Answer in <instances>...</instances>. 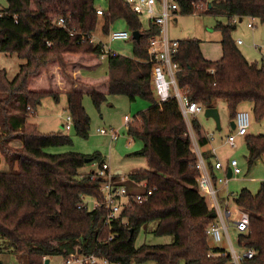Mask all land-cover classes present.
<instances>
[{"label":"trees","instance_id":"1","mask_svg":"<svg viewBox=\"0 0 264 264\" xmlns=\"http://www.w3.org/2000/svg\"><path fill=\"white\" fill-rule=\"evenodd\" d=\"M95 2L8 0L2 10L0 54L16 55L24 64L11 80L0 69V163L3 157L6 164L5 170L0 169V251L11 249L27 264H45L51 257L76 253L94 254L111 264H228L229 257L220 255L223 248L208 244L206 231L216 222V212L199 192L197 157L177 101L170 98L160 103L152 89L147 47L159 35L158 26L144 27L125 0H107L108 11L102 10L101 16L103 32L109 34L110 25L123 19L131 34L139 31L142 36L139 42L133 41V58L114 52L104 56L99 43H76L96 28L99 9ZM175 2L180 14L204 13L229 21L218 25L223 38L222 56L216 61L202 56L198 41L179 42L174 56L178 89L204 108L224 100L232 120L244 102L252 103L255 119H264V65L249 63L230 35L235 29L230 21L235 17L264 21V0ZM199 4H206V10L198 12ZM58 18L77 33L70 36L57 27ZM103 65L106 71L95 76ZM62 95L72 128L80 136H86L89 127L82 107L84 95L95 107L111 95L151 103L133 117L126 132L141 142L138 154L147 163V169L129 178L145 181L153 194L145 203L128 207L120 222L108 228L102 208L92 212L79 208L84 198L102 200L97 181L80 171L86 164L102 162L98 155L56 153L53 148L71 145L70 137L41 133L26 120L41 99L51 97L58 102ZM191 126L197 144L204 145L198 121L192 119ZM12 141L17 144L11 145ZM245 141L248 165L264 158V135L247 136ZM234 203L249 215L248 230L239 234L238 247L255 251L252 260L241 264H264V183L256 194L242 189ZM150 224H154L152 234L171 236L172 242L136 247L138 232ZM111 234L118 236L108 240Z\"/></svg>","mask_w":264,"mask_h":264},{"label":"rangeland","instance_id":"2","mask_svg":"<svg viewBox=\"0 0 264 264\" xmlns=\"http://www.w3.org/2000/svg\"><path fill=\"white\" fill-rule=\"evenodd\" d=\"M213 1V0H208ZM95 6L97 9L108 11L107 0H96ZM8 7V0H0V10ZM204 10V9H203ZM202 10H198L200 12ZM142 25L146 27L150 24L146 16L139 17ZM176 20L170 19L168 22V37L171 40L179 42L183 41H198L200 44L201 52L208 60H218L222 56L221 41L223 38L222 32L218 27L219 24L226 25L229 21L224 16L210 15L204 13H192V14H180L177 12ZM249 18H243L242 22H238L235 29L231 32V38L234 42L242 40L243 45L237 46L240 53L251 64L255 63L260 66L259 60L261 56H264V50L260 53L258 50H254L252 47L253 42L257 43L264 48V21L259 19L253 22L255 29L251 30L247 27ZM232 23V21H230ZM103 18L99 16L96 28L94 30V36L107 46L116 55H120L126 58H133L134 42L131 38L124 40H113L109 42V36L102 30ZM111 31H127L131 34V30L127 23L123 19H117L110 25ZM262 54V55H261ZM21 64L24 61L18 58L16 55L0 54V69L5 70L7 78L11 80L18 72ZM106 71V66L103 65L94 75H100ZM66 100L62 95L58 102L51 97H45L41 99L40 103L35 109L34 113L26 118V120L34 124L39 132L44 134H62L69 136L72 143L68 146L56 147L52 151L56 153H62L67 151L77 152L81 154L98 155L100 161L106 160L113 172L117 170L122 171L127 176L126 184H130V174L139 170L147 169V163L145 157L138 154L142 148V144L138 140H133L127 135L126 127L124 124V116L129 118L135 117L139 112L144 111L151 107V103L144 99H136L134 101L128 100L127 97L122 95H111L101 103L98 107H95L91 98L88 95H84L82 98V107L84 108L88 118L89 127L86 136L76 135L73 128L71 130L64 129L65 117L67 116L65 108ZM246 106V112L250 116L249 132L247 136L264 135V119L257 120L254 117L253 105L250 102H244ZM226 102L220 100L219 111L222 117V123L226 119ZM219 114V115H220ZM192 120V119H191ZM100 128H112L117 130L119 138L116 141H110L107 137L99 135L96 131ZM231 131V130H230ZM217 132V131H216ZM195 136V135H194ZM246 136V137H247ZM246 137L237 139V147L235 149L225 148L229 150V160L234 159L237 162V166L233 167L235 171L228 183L229 193L228 203L224 205L226 193L223 191L218 193V200L220 206L228 207L232 214L230 222L228 223V234L230 236L233 247L238 251L241 250L237 244V238L240 232L234 227V222L237 218H240L238 209L234 203V198L238 195L242 189L249 190L252 194H256L260 189L261 183H264V158L258 159L253 165H248L246 160L247 148L243 144ZM192 150L194 153L196 150L195 142L191 136ZM17 142H11V145H16ZM1 157L0 169L5 170L6 164ZM94 167L91 164H86L80 170L82 174H86L88 171L93 170ZM87 207L92 206V199L86 198ZM90 203V204H89ZM154 224H150L148 228H142L135 241V246L139 247L143 244L157 245L168 244L172 242L171 236L158 237L151 233V229ZM210 246L212 242L208 239ZM225 248L228 247L226 240H223L218 244ZM222 247V248H223ZM60 257L49 258V264H59L61 262ZM0 264H27L23 256H18L13 253L11 249L6 251H0ZM97 264H103L98 262ZM141 264H152V262H146ZM183 264V263H180Z\"/></svg>","mask_w":264,"mask_h":264},{"label":"built area","instance_id":"3","mask_svg":"<svg viewBox=\"0 0 264 264\" xmlns=\"http://www.w3.org/2000/svg\"><path fill=\"white\" fill-rule=\"evenodd\" d=\"M131 7L132 11L136 15L146 16L151 24L158 26L159 35L151 38L148 43L147 53L149 55V62L151 63V82L154 95L158 102L163 103L170 98H174L177 101L179 111L183 117L189 131V136L193 138L196 148L197 162L195 164L200 175L197 178V185L199 192L205 196L208 200L210 208H213L216 212V222L212 224L206 231L208 239L212 242L211 245L219 246L223 240L228 243L227 248H223L221 256H228V264H241L243 260H252L255 257V251L253 249L243 250L238 252L232 245L230 236L228 234V223L231 218V210L227 207L222 208L217 196V190L215 183H226V179L215 178L213 180L209 171L205 166V162L200 155L199 147L196 143L194 136L192 135L191 119L198 113L204 111V107L190 102L187 96L182 93L176 83L175 75L179 71L178 65L174 62V56L178 52L179 41L171 40L168 37V21L169 19L179 12V6L175 0H125ZM206 4L197 5V10H206ZM3 12L0 10V17ZM98 16H102V10H97ZM249 22L247 27L253 30L256 21L255 17H248ZM241 20L238 17L233 18L232 22L235 23ZM56 26L66 30L70 36H74L77 32L71 29L67 21L63 18L56 20ZM109 42L113 40H124L131 38V34L127 31H111L109 34ZM88 41L89 43L100 44L103 48L104 56L111 53L112 51L107 48L105 44L99 41L94 33L89 35H81L77 39V44H83ZM241 41L238 40L237 44ZM50 46V43H46ZM256 50L261 47L258 44H253ZM260 65H264V57L261 58ZM125 127L127 128L132 122L133 118L124 116L123 118ZM234 128L233 131L227 135L226 143L232 148H235V142L237 138L245 137L250 127V116L246 111H237L234 117ZM72 119L69 115L65 117L64 129L71 130ZM99 135L107 137L110 141H116L119 138L117 130L112 128H100L96 131ZM209 140L212 139V135H208ZM214 152V150H212ZM231 166L236 165L235 160L230 161ZM91 166L94 169L88 172V176L91 181H97L99 192L102 195V200H92V206L87 207L86 198H84L83 204L79 205V208L85 209L87 212H92L97 208H102L105 212L104 225L108 228L113 223H118L121 220L122 213L130 207L132 204L141 205L145 203L153 194V189L147 188L145 181L137 182L130 180V184L127 185V176L122 171L113 172L110 164L103 160L102 162H93ZM214 169L216 171H222L225 173L224 166L216 161L214 163ZM224 176V175H223ZM90 204V203H89ZM238 209L240 218H237L234 222V227L240 233H246L249 227V215L245 211ZM118 234H111L108 240H113ZM222 248V247H221ZM102 262L103 264H111L106 259L98 258L94 254H83L76 253L68 257L61 259L59 264H97Z\"/></svg>","mask_w":264,"mask_h":264},{"label":"crops","instance_id":"4","mask_svg":"<svg viewBox=\"0 0 264 264\" xmlns=\"http://www.w3.org/2000/svg\"><path fill=\"white\" fill-rule=\"evenodd\" d=\"M175 17H176V14L174 16H172L171 18L174 19V20H176ZM242 20L243 19L238 20L237 22H235L233 24H235V26H236V24L238 22H242ZM254 29H255V27L253 28V30ZM167 33H168V29H167ZM237 41L235 42L236 45H238V46L243 45V41L242 40H240L241 41L240 44H237ZM254 43L255 42H253V44ZM253 44H252V47H253ZM255 44H257V43H255ZM253 49L256 50L254 47H253ZM263 50H264V48L263 47H260L258 51L260 53H262ZM202 56L205 58V56L203 55V53H202ZM263 57L264 56L262 55L261 58H263ZM261 58H260V60H261ZM206 60H208V59H206ZM260 60H259V62H260ZM209 61H214V60H209ZM219 104H220V100H217V101L214 102L213 107L216 108L218 110L219 114H220ZM65 108H66V104H65ZM245 109H247L246 106L240 104V106L238 107L237 111H245ZM204 110H205V108H204ZM226 112H227V116H226V119L224 120V124L222 123L223 121H222V117H221V114H220V129L219 130L217 129V127L215 125V122L212 119L206 118L204 116V111L201 112V113L196 114L195 116L192 117V119H196L198 121V123L200 124V126H201V135L205 139V144L204 145H202V146H200L198 144L197 145H198V147L200 149L199 152H200V155H201V157L203 158V160L205 162V166H206L207 170L209 171V173L212 176V178L214 177V178L226 179V183H224V184L223 183L214 182L215 183L214 186H215V188L217 190V193L220 194V192L223 189V191L226 193V195H227V191H228V195H230V194H233V193L232 192L229 193L230 191L228 190L227 187H228V183H229L230 178L233 176V173L235 172L233 170V167H236L237 166V162H236V165L235 166H231L230 165V161L231 160H234V159H230L229 160V155H227V153L229 152V150H225V148L228 147L230 149H235L237 147V139L238 138L236 139V142H235V146H236L235 148H232L230 145H228L226 143V137H227V135L230 134L233 131V128L231 127V122L232 121L234 122V119L232 120V119L229 118L227 108H226ZM250 127H251V125H250ZM191 130H192V128H191ZM248 132L249 131H247V135H248ZM188 133H189V131H188ZM192 135L194 136L193 131H192ZM208 135H212V139L211 140H209ZM194 138L196 140V137L195 136H194ZM240 138H244V137H240ZM196 143H197V140H196ZM243 144L246 145V141H244ZM212 150H214V152ZM88 155H90V154H88ZM216 161H219L224 166V168H225V173L224 174H223L222 171H216L214 169V163ZM229 169H230V171H228ZM90 171H92V170H90ZM90 171H88V172H90ZM117 171H120V170H117ZM228 195L225 197L226 200L224 202V205H226V203H228ZM206 201H207V203L209 205L208 200H206ZM209 207H210V205H209ZM224 207H226V206H224ZM219 247L221 248L223 246H219ZM223 248H225V247H223ZM48 264H49V262H48Z\"/></svg>","mask_w":264,"mask_h":264},{"label":"water","instance_id":"5","mask_svg":"<svg viewBox=\"0 0 264 264\" xmlns=\"http://www.w3.org/2000/svg\"><path fill=\"white\" fill-rule=\"evenodd\" d=\"M131 36H132V40L133 41L139 42L142 34L139 31H133ZM204 116L206 118L212 119L215 122V125H216L217 129L218 130L220 129V115H219V112H218V110L216 108H214V107L205 108ZM234 125L235 124L232 121L231 122V127L234 128ZM85 162L88 163L89 159H86ZM228 171H230V169ZM45 264H48V260H46Z\"/></svg>","mask_w":264,"mask_h":264},{"label":"clouds","instance_id":"6","mask_svg":"<svg viewBox=\"0 0 264 264\" xmlns=\"http://www.w3.org/2000/svg\"><path fill=\"white\" fill-rule=\"evenodd\" d=\"M68 115V114H67Z\"/></svg>","mask_w":264,"mask_h":264}]
</instances>
